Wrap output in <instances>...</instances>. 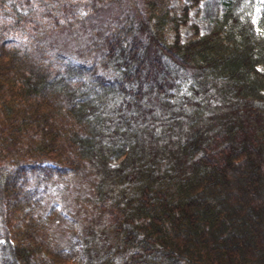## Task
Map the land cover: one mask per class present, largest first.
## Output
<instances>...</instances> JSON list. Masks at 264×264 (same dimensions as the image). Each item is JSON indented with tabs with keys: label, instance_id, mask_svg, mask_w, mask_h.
Returning a JSON list of instances; mask_svg holds the SVG:
<instances>
[{
	"label": "trees",
	"instance_id": "16d2710c",
	"mask_svg": "<svg viewBox=\"0 0 264 264\" xmlns=\"http://www.w3.org/2000/svg\"><path fill=\"white\" fill-rule=\"evenodd\" d=\"M90 1L0 0V264H264V0L187 40L201 0ZM78 18L80 48L49 39Z\"/></svg>",
	"mask_w": 264,
	"mask_h": 264
},
{
	"label": "rangeland",
	"instance_id": "374dc122",
	"mask_svg": "<svg viewBox=\"0 0 264 264\" xmlns=\"http://www.w3.org/2000/svg\"><path fill=\"white\" fill-rule=\"evenodd\" d=\"M26 5L29 4H39L40 0H22ZM49 1V0H48ZM67 1V8L64 10L57 11L53 17L58 15V17L61 19L59 20L60 24H64L65 21L68 20L69 16L76 15L77 17L80 16V14L88 11V9L92 5V1L90 0H65ZM169 5L173 7V9H176L178 11L181 10V8L186 4H192L193 0H168ZM227 0H201L199 4L193 5L190 8L188 21L185 24L181 25V33L183 40H187L188 38L192 37L195 31V28L198 27L199 31L201 33H207L210 32L216 17L223 12L225 8V2ZM46 2L42 5L45 6ZM44 8V7H43ZM111 9L117 10L118 8L116 6H111ZM259 7H256L253 12V19L254 22L258 28L259 23V17H260V11ZM42 12V11H41ZM5 10H0V29H2L3 22H5ZM68 15V16H66ZM31 20H28L27 25L25 26L26 29L32 33V29L38 26H41L40 22L43 20L41 15L38 16H31ZM47 24H53L56 22V20H50L46 21ZM53 22V23H52ZM67 27V29H65ZM61 29L67 30L65 33H59L55 32L52 33L51 36H49V39L53 42H59L61 44L65 43H75L79 46V48L82 46L81 42L86 43L87 39L83 38V35L81 32H79L80 29V23L79 18L73 23L69 25L61 26ZM19 31L14 32H7V37L9 38V41L13 39L14 37L19 36ZM173 35H171L172 37ZM33 38V37H32ZM22 40H26L27 37L21 38ZM71 49L76 50V54L79 55V49L78 47H71ZM47 180H43V182L47 181L50 186L46 190V198L48 201L55 203L58 209L63 208V204L66 207V209L70 210H76V205L78 204L79 199H76L77 191H79V179L78 178H69L67 176H63V180L61 176H48L45 177ZM80 192H85L83 189L80 190ZM76 193V195H75ZM81 216H79L80 219ZM77 217H75L76 219ZM108 219H110V215L104 214L103 217H101V222H107ZM99 220V219H98ZM73 220L69 219L68 223L66 224V220L64 222L65 227L68 230H71L70 226L72 224ZM58 227H61L63 230L61 232L65 233L64 227L59 224ZM62 237V235H61ZM76 256L72 257V260H74Z\"/></svg>",
	"mask_w": 264,
	"mask_h": 264
}]
</instances>
